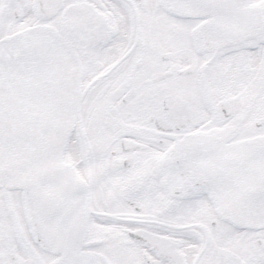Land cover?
<instances>
[{"label":"flooded vegetation","instance_id":"flooded-vegetation-1","mask_svg":"<svg viewBox=\"0 0 264 264\" xmlns=\"http://www.w3.org/2000/svg\"><path fill=\"white\" fill-rule=\"evenodd\" d=\"M66 1L90 2L96 4L98 9H103L106 3V0ZM128 3L134 13L141 10L139 1L128 0ZM18 6V13L13 15L14 23L10 24L9 29L13 25L21 27L26 24H36L37 21L42 20V16L34 11L35 0H20ZM6 10L7 6L4 5L1 15ZM169 27L172 28L169 29ZM175 27V25H168V31L172 34L167 37L154 38L151 35L144 37L146 39L144 47L148 50H142L141 53L148 55V67L140 66L129 69L123 67L118 70L119 72L111 74L108 83H103L107 86V90L128 91L132 89L136 90V94L126 104L115 101L116 110L113 114L107 109L100 112H87L88 115L85 116L87 135L99 141L107 137L105 152L103 150L100 156L95 158L89 154L92 160L88 155L87 163L93 168L98 184L108 194L115 195L123 190L126 194L133 189L135 193H138L130 198L135 204L146 208V212L136 213L125 222L133 224L136 229H145L170 237L176 249L181 252L182 264H233L232 244L227 243L218 253L215 244L211 242L212 233L196 232L194 227L188 226L196 224L200 227L201 221L195 223L192 220L184 224L177 221L180 211L186 208V204L181 198H169L164 192L170 173L173 174L174 171L168 159V151L181 133H162L154 127L151 119L160 109L157 97L164 90L183 89L184 82L193 83L190 87H199L202 74L201 68L197 67L200 56L193 46L198 37L197 26H182V30ZM222 50L207 52L211 55L209 63L216 60L218 53ZM207 67L202 70L205 71ZM186 68L192 70L188 76L178 73V70ZM165 73L168 74L166 78L155 80V75ZM231 92L232 90L227 85L218 87L213 84L209 96L216 102L219 100L220 104L227 98L220 100ZM219 104L214 108L215 112L212 116L211 130L213 131L217 129L224 131L225 122H227L220 113ZM126 137L133 138L141 145L138 148L124 151L122 140ZM93 141L95 142L94 139ZM108 185L111 186L108 187ZM152 189L153 191L161 189V198H150ZM98 199L101 203L103 202V198ZM98 199L93 198L92 201L94 222L101 216L105 218V208L100 205ZM11 205L10 198H0V258L2 264H25L26 258L33 260L34 264H41L35 249H27L26 243L19 241L14 233L10 235L6 215ZM15 207L18 209L17 205ZM187 209H190V206H187ZM185 212L190 214L193 211ZM169 213H172L170 224L160 221L159 216ZM93 228L97 238L88 239V242H92L95 246L94 240H100V235L103 233L102 218ZM101 242L104 244L105 234L101 236ZM100 244L99 242L98 245ZM135 257L133 264H171L168 261L157 259L151 251H137ZM242 259V264H249L244 256Z\"/></svg>","mask_w":264,"mask_h":264},{"label":"water","instance_id":"water-1","mask_svg":"<svg viewBox=\"0 0 264 264\" xmlns=\"http://www.w3.org/2000/svg\"><path fill=\"white\" fill-rule=\"evenodd\" d=\"M25 131L27 130L25 129ZM38 137L39 140L36 141L34 135L31 134V141H25L23 149L17 155L15 152V155L12 154V151L9 152L10 156L8 158L18 159L26 176L23 178L28 182H33L37 178H41L45 172H48L50 165L54 162L57 163V160L51 161L56 151L60 153L59 134L57 132L55 134L53 127L48 125L46 121L43 122V128ZM55 165L56 169H61L60 166ZM76 239L78 240V237Z\"/></svg>","mask_w":264,"mask_h":264},{"label":"rangeland","instance_id":"rangeland-1","mask_svg":"<svg viewBox=\"0 0 264 264\" xmlns=\"http://www.w3.org/2000/svg\"><path fill=\"white\" fill-rule=\"evenodd\" d=\"M152 3H153L152 7L155 8V0H153ZM122 27H120V28H122ZM102 49L93 50V51L89 52V54L95 55V53H99L100 57H101V56H103V51L110 50V49H103V50ZM249 55L253 56L252 54H249ZM88 75H90V77H89V80H86V85L89 84L88 89L90 88V90H89V97H90L93 95V91H94V87H91L93 84L91 85L92 82L90 81L94 75L91 68L88 69ZM251 75H253V76L248 78V79H245L244 81L239 79V78H235L236 83L234 84V91L236 92V91H240L241 89H243V90H246L248 92L249 96L254 95L256 97V104H255V106H256L257 104H259L258 102L264 101V71H261V70L251 71ZM96 102L97 101L93 102L94 106L96 105ZM79 147H80V145L77 144V146H75L74 149L71 150V152L69 153V160L72 161L73 163H75L76 165H78L80 170L83 171L84 170L83 161L80 159V157H77V151H78ZM11 197L15 198L13 194H11ZM116 209L121 211V208H120L118 203H117ZM6 218H8L7 215H6ZM107 228H109V230H112L111 227L107 226ZM116 232L119 233L120 231H116ZM111 243L112 242H109L108 244H106L105 248L101 251L103 253L104 263L105 264H122L121 260L114 256V254H115L114 248H109ZM250 244H251V239L249 240V246H250ZM255 246L257 247V244ZM254 253H255L254 249L249 250V258L251 261H255V260L259 259L257 257V255ZM43 260L45 261V264H50V262H51L50 258H46V260L43 258ZM122 260H125V259H122Z\"/></svg>","mask_w":264,"mask_h":264}]
</instances>
